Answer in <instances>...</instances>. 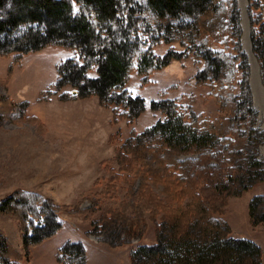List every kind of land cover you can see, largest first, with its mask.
Segmentation results:
<instances>
[{
	"label": "trees",
	"instance_id": "obj_1",
	"mask_svg": "<svg viewBox=\"0 0 264 264\" xmlns=\"http://www.w3.org/2000/svg\"><path fill=\"white\" fill-rule=\"evenodd\" d=\"M248 10L264 85V0H248ZM186 16L193 22L172 23ZM20 25L27 30L0 40V54L19 57L47 44L72 49L56 65L57 89L70 84L78 97L95 95L129 121L144 108V99L125 88L131 72L143 84L171 59L190 57L198 66L195 82L208 87L216 114L205 116L174 97L151 101L163 118L141 132L132 129L116 148L117 168L109 166L111 180H138L132 199L154 225L155 240L132 249L131 264H260V245L234 235L223 216L230 195L264 179L258 157L264 130L255 127L236 0H0V33ZM171 41L184 48L155 52L157 44ZM150 184L161 185L162 196ZM247 207L253 224L264 223L262 194H254ZM0 209L14 213L26 244L62 225L58 203L34 190L14 189L0 198ZM112 220L99 217L93 224ZM56 258L85 264L83 243L66 241ZM21 259L0 231V264H27Z\"/></svg>",
	"mask_w": 264,
	"mask_h": 264
},
{
	"label": "rangeland",
	"instance_id": "obj_2",
	"mask_svg": "<svg viewBox=\"0 0 264 264\" xmlns=\"http://www.w3.org/2000/svg\"><path fill=\"white\" fill-rule=\"evenodd\" d=\"M236 3L240 47L249 64L248 83L257 111L255 127L264 130V85L251 47L248 0ZM192 22L187 16L172 21ZM27 28L20 25L2 32L0 40L17 38ZM245 31L247 40L242 42ZM168 48L184 47L171 41L157 44L154 50L164 53ZM72 54V49L59 44H47L19 57L0 54V198L18 188L40 192L58 203L62 220L56 233L26 244L14 213L0 209V231L27 264H61L57 249L71 240L83 243L85 264H131L130 251L155 240L154 225L147 210L132 199L138 180L123 176L110 179L109 166H118L116 148L132 129L141 132L163 118L159 109L151 107V101L174 97L205 116L216 114L217 103L207 95L206 85L196 84L197 64L190 57L173 58L155 69L143 84L131 72L125 88L144 99V108L129 121L95 95L78 97L70 84L57 89L56 65ZM258 157L264 160L263 140L258 145ZM150 185L162 196L161 185ZM256 193L264 196V179L238 195H230L223 216L234 235L260 245V264H264V223L253 224L247 207ZM99 217L116 221L99 227L93 224Z\"/></svg>",
	"mask_w": 264,
	"mask_h": 264
},
{
	"label": "bare ground",
	"instance_id": "obj_3",
	"mask_svg": "<svg viewBox=\"0 0 264 264\" xmlns=\"http://www.w3.org/2000/svg\"><path fill=\"white\" fill-rule=\"evenodd\" d=\"M244 39H246L247 40V31H245V33L243 32V36H242V42L244 41ZM251 87H252V92H255L254 90V85H253V82L251 81Z\"/></svg>",
	"mask_w": 264,
	"mask_h": 264
},
{
	"label": "water",
	"instance_id": "obj_4",
	"mask_svg": "<svg viewBox=\"0 0 264 264\" xmlns=\"http://www.w3.org/2000/svg\"><path fill=\"white\" fill-rule=\"evenodd\" d=\"M76 90H74V92H75Z\"/></svg>",
	"mask_w": 264,
	"mask_h": 264
}]
</instances>
